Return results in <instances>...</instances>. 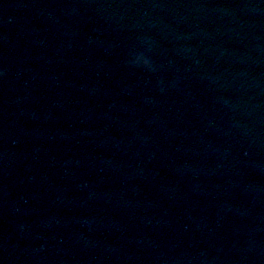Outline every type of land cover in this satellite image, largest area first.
Masks as SVG:
<instances>
[{"label":"clouds","instance_id":"9594fccd","mask_svg":"<svg viewBox=\"0 0 264 264\" xmlns=\"http://www.w3.org/2000/svg\"><path fill=\"white\" fill-rule=\"evenodd\" d=\"M145 44H150L149 38L145 37L142 41ZM151 51V47L147 48V51H129L127 53L128 59L126 61L127 66L134 68H141L149 73H155L157 71V67L151 58L147 55V52ZM164 81L162 78L157 80V87L161 93L164 92L163 87ZM172 86H175L174 84Z\"/></svg>","mask_w":264,"mask_h":264}]
</instances>
